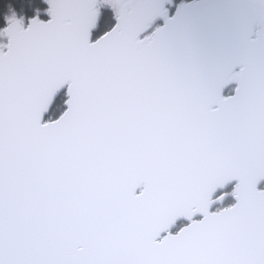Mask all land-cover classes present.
Instances as JSON below:
<instances>
[{
	"label": "snow or ice",
	"instance_id": "6c2138e0",
	"mask_svg": "<svg viewBox=\"0 0 264 264\" xmlns=\"http://www.w3.org/2000/svg\"><path fill=\"white\" fill-rule=\"evenodd\" d=\"M0 15V264H264V0H27Z\"/></svg>",
	"mask_w": 264,
	"mask_h": 264
},
{
	"label": "trees",
	"instance_id": "16d2710c",
	"mask_svg": "<svg viewBox=\"0 0 264 264\" xmlns=\"http://www.w3.org/2000/svg\"><path fill=\"white\" fill-rule=\"evenodd\" d=\"M5 3L11 4L12 10L16 12L17 16L29 17L33 14V10L27 6V0H0V15L6 11ZM0 24H2V19H0Z\"/></svg>",
	"mask_w": 264,
	"mask_h": 264
}]
</instances>
